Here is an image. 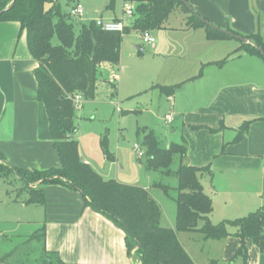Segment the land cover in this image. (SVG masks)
<instances>
[{
    "label": "crops",
    "instance_id": "crops-1",
    "mask_svg": "<svg viewBox=\"0 0 264 264\" xmlns=\"http://www.w3.org/2000/svg\"><path fill=\"white\" fill-rule=\"evenodd\" d=\"M186 1L209 23L245 36L256 34L261 16L264 21V0ZM98 15L103 19L101 12ZM88 18L86 11L82 25L95 21ZM134 19L115 16L107 21H120L130 27ZM185 31H200L199 45L208 53L199 59L197 69L186 64L176 69V83L152 87L166 98L170 110L163 121L167 146L162 147L186 142V156H177L180 165L210 168L211 173L201 176V183L213 202L210 221L218 225L247 217L264 206V59L243 51L232 57V64L219 66L225 54L231 56L239 50L238 44H230L234 43L232 39L209 40L202 27L188 26ZM162 48L163 41L157 40L153 49ZM218 49L220 53L215 55ZM38 66L21 25L0 21V163L24 171L61 167L47 110L38 100ZM102 67L114 72L118 64L102 63L98 76ZM201 68L204 71L198 75ZM99 81L98 77L96 97ZM179 84L183 86L172 96L160 89ZM168 115L174 118L171 124L166 123ZM79 134L80 128L75 137ZM31 187L45 194L44 203L23 206L26 209L33 205L41 216L37 222L45 232L44 258L51 253L68 264H142L136 249L129 254L126 231L87 207L81 193L62 184L37 183ZM143 188L154 198L151 187ZM161 226L176 229L175 225H164L163 214ZM229 232L232 235L221 240L206 239L199 231L177 232V236L195 264H233L238 256L244 264H264V253L249 239L244 242L246 254H239L243 241L235 227ZM192 234H198V240L187 236Z\"/></svg>",
    "mask_w": 264,
    "mask_h": 264
},
{
    "label": "trees",
    "instance_id": "trees-1",
    "mask_svg": "<svg viewBox=\"0 0 264 264\" xmlns=\"http://www.w3.org/2000/svg\"><path fill=\"white\" fill-rule=\"evenodd\" d=\"M49 1L54 2L17 0L14 7L7 10L12 0H0V12L4 11L0 21H16L21 25V30L26 33L29 51L39 64L35 70L38 100L47 110L50 133L61 167L48 171H24L0 163V171L13 172L25 183L31 194L29 203L32 204L44 203L43 192L31 187L37 183L62 184L81 193L87 207L126 231L129 254L136 249L142 264H195L180 243L177 232L199 231L206 239L221 240L232 235L230 227L237 229L236 235L243 241L239 254H246L244 242L247 239L264 253V206L242 219L214 225L210 221L213 202L201 183V176L211 173L210 168L182 164L176 171L172 170L175 157L183 159L186 156V142L163 148L154 131H149L145 136L147 171L175 176L178 180V213L174 230L161 226L163 211L149 190L103 179L90 165L82 162L75 139L78 129L73 98L81 94L87 100L95 99L99 66L102 63L119 64L125 35L133 31L144 34L161 29L173 11L183 7L191 13L189 27L204 28L209 40L233 37L206 24L198 13H193L180 0H123L136 6L135 19L130 27H125L123 33L104 32L94 22L82 25L77 32L70 14L64 13L58 3L49 10L45 9ZM115 2L110 0L108 9H113ZM228 32L248 40V43L242 41V46L232 57L245 51L264 59L259 51H264L261 34L241 36L234 31ZM55 37L58 44L53 43ZM226 60L218 62V65L223 66ZM182 86L179 84L160 89L165 95L172 96ZM104 146L107 150L106 141ZM1 161L3 157L0 154ZM160 188L168 193L167 188ZM42 264L68 263L58 254L48 253Z\"/></svg>",
    "mask_w": 264,
    "mask_h": 264
},
{
    "label": "rangeland",
    "instance_id": "rangeland-1",
    "mask_svg": "<svg viewBox=\"0 0 264 264\" xmlns=\"http://www.w3.org/2000/svg\"><path fill=\"white\" fill-rule=\"evenodd\" d=\"M53 1L46 3V10L58 3L64 13L70 14L71 8L80 3L88 12V19L97 20L98 12L103 14L105 21L115 16L128 18L123 0H116L113 9H108L110 0ZM190 17L189 11L183 7L176 8L161 29L152 31L159 43L163 41L162 51L144 44L142 32L133 31L125 35L118 67L114 72L106 67L101 68L96 99L84 98L83 108L76 110L75 118L76 127L80 128V134L75 139L79 144L82 162L89 160L91 163L88 165L105 180L112 179L124 185L142 188L151 187L155 200L162 208L164 225L172 224L175 228L178 213L176 201L179 196L177 178L147 171V155L140 158L134 147L139 145L147 154L145 136L149 131H154L161 145L167 146V127L163 121L170 112L169 105L166 98L152 87L159 83H176L173 82L176 80V69H180L183 64L197 69L199 59L208 53L199 45L202 42L197 37V34H202L200 31H185L189 26ZM262 18L261 16V22L258 20L254 33L261 34L264 40ZM81 21L71 17L77 32L82 27ZM239 34L247 35L243 32ZM232 42L234 43L230 44H238L237 49L242 46V41L238 39H232ZM53 43L58 44L56 37ZM219 53L220 49L215 55ZM226 55L219 62L227 59L225 65L232 64V54L231 57L230 54ZM203 69L201 68L198 75ZM179 162L180 159L175 157L173 171L179 168ZM24 186L13 172L4 169L0 171V264H42L46 258L43 244L44 227L37 222L41 216L34 204L26 209L23 207L25 203H29L31 197L29 190ZM160 186L167 188L168 193ZM43 196L45 198L44 193ZM187 236L198 240V234ZM195 243L198 244L196 241ZM200 258L201 256L197 259ZM243 261V258L238 256L233 264H244ZM199 264L202 262L199 261Z\"/></svg>",
    "mask_w": 264,
    "mask_h": 264
},
{
    "label": "built area",
    "instance_id": "built-area-1",
    "mask_svg": "<svg viewBox=\"0 0 264 264\" xmlns=\"http://www.w3.org/2000/svg\"><path fill=\"white\" fill-rule=\"evenodd\" d=\"M125 4V12L129 18H133L135 16V4L132 3H124ZM86 10L82 4H77L73 7L70 11V16L75 19H83L85 16ZM96 26L108 33H123L125 30V25L120 21H105L102 18H98L94 21ZM143 41L145 44L155 47L157 45L156 38L151 33H144L143 34ZM83 96L81 94L76 95L73 98L74 107L76 110H81L83 108ZM174 118L172 115H168L166 117V123L171 124ZM135 151L137 152L140 158L145 156V151L139 146L135 145Z\"/></svg>",
    "mask_w": 264,
    "mask_h": 264
},
{
    "label": "water",
    "instance_id": "water-1",
    "mask_svg": "<svg viewBox=\"0 0 264 264\" xmlns=\"http://www.w3.org/2000/svg\"><path fill=\"white\" fill-rule=\"evenodd\" d=\"M16 1H17V0H12V3H11V5L9 6V8H8L7 10L13 8L14 5H15V3H16ZM180 1L183 2L186 6H188V8H189L193 13H196L195 10L190 6V4H189L186 0H180ZM3 13H4V11H3V12H0V17L3 15ZM202 21H204L206 24H208V25L211 26L212 28L220 29V28H218L217 26H215V25L209 23L208 21H206V20L203 19V18H202ZM222 31H223L224 33H226V34L232 36V37L235 38V39H238V40H240V41H243V42H245V43H248V40L243 39V38H241V37H239V36H236V35H234V34L228 32L227 30H222ZM259 51H260V52L263 54V56H264V51H263L262 49H259ZM139 248H141V246H140Z\"/></svg>",
    "mask_w": 264,
    "mask_h": 264
}]
</instances>
